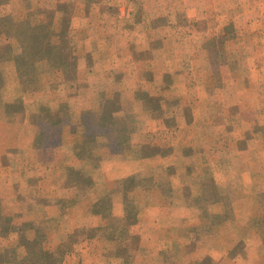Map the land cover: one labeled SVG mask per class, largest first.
I'll list each match as a JSON object with an SVG mask.
<instances>
[{"label": "rangeland", "instance_id": "obj_1", "mask_svg": "<svg viewBox=\"0 0 264 264\" xmlns=\"http://www.w3.org/2000/svg\"><path fill=\"white\" fill-rule=\"evenodd\" d=\"M0 56V264H264V0H5Z\"/></svg>", "mask_w": 264, "mask_h": 264}, {"label": "trees", "instance_id": "obj_2", "mask_svg": "<svg viewBox=\"0 0 264 264\" xmlns=\"http://www.w3.org/2000/svg\"><path fill=\"white\" fill-rule=\"evenodd\" d=\"M4 1L5 0H0V3H3ZM7 23L11 24V22L9 20H8ZM19 32L21 34H24L25 33V29H20ZM16 38H17V41L21 44L20 47L22 49V53H21L22 61H21V65L18 67L19 73L22 74V73L26 72L27 67H28L27 65H30L32 59H34V57H32V55L40 53V50L38 49V47H39L38 43L40 42V40H39L40 38L37 37L36 39H34L33 43L31 45H28V47L22 46L23 45V41L21 40L20 37L16 36ZM29 48L32 49V52L29 51ZM47 51L50 52V50H47ZM49 52H47V53H49ZM1 59H2V57L0 56V60ZM49 60L50 61L52 60L51 56H50ZM100 206H103V205L100 204Z\"/></svg>", "mask_w": 264, "mask_h": 264}, {"label": "crops", "instance_id": "obj_3", "mask_svg": "<svg viewBox=\"0 0 264 264\" xmlns=\"http://www.w3.org/2000/svg\"><path fill=\"white\" fill-rule=\"evenodd\" d=\"M140 245H141V247H142V245H144L145 244V242L142 240V241H140ZM101 257V256H100Z\"/></svg>", "mask_w": 264, "mask_h": 264}]
</instances>
